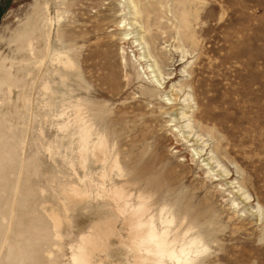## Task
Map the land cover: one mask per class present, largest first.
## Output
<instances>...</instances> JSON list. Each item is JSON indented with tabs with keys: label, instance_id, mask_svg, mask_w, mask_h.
Instances as JSON below:
<instances>
[{
	"label": "rangeland",
	"instance_id": "1",
	"mask_svg": "<svg viewBox=\"0 0 264 264\" xmlns=\"http://www.w3.org/2000/svg\"><path fill=\"white\" fill-rule=\"evenodd\" d=\"M133 1L0 0V264H264V0Z\"/></svg>",
	"mask_w": 264,
	"mask_h": 264
},
{
	"label": "bare ground",
	"instance_id": "2",
	"mask_svg": "<svg viewBox=\"0 0 264 264\" xmlns=\"http://www.w3.org/2000/svg\"><path fill=\"white\" fill-rule=\"evenodd\" d=\"M133 2V3H132ZM129 4L131 5L132 10L136 11V5L133 0H128ZM131 11V10H130ZM123 22V21H122ZM128 29H130L128 27ZM128 33H125L124 35H127ZM124 40V39H123ZM139 44V43H138ZM64 59V58H63ZM66 62L63 63L66 66L70 65V61L67 59ZM62 62V61H61ZM152 65H147L146 68L154 67L155 61H152ZM59 64V63H58ZM62 64V63H61ZM64 66V65H63ZM65 66V68H66ZM69 68V67H67ZM155 69V67H154ZM150 72V71H149ZM151 70L150 73H152L150 84L155 89L159 88L163 82H161L164 78L162 77V74L156 70L155 73ZM170 75L172 73H169ZM164 74V75H169ZM168 77V76H167ZM174 78H168L167 83ZM179 91V90H178ZM177 93H170V96H167L164 101L166 102V105H171L172 103H168L167 101H173L174 104L171 105L176 106L175 103L177 101V96H175ZM166 94H163L162 97H165ZM177 97V98H174ZM179 99V98H178ZM182 102H186V104H182V107L177 108L175 110V113L173 116H178V118H188L190 115V107L188 106L189 99L185 98L182 100ZM190 105V104H189ZM171 113V112H170ZM172 115V114H171ZM175 118V117H174ZM173 120V119H172ZM189 120V119H188ZM84 134V133H83ZM81 134V146H80V152L86 151V135ZM98 151V160L101 159V154L103 152L102 149V142H98V146L96 148ZM113 167V166H112ZM239 190L242 189L238 186ZM237 189V188H236ZM239 192V191H238ZM241 195V194H240ZM242 195L244 196L245 200L249 199L248 196L243 192ZM233 202V201H232ZM237 206V205H236ZM259 210V207H257ZM260 211V210H259ZM149 213L145 208H133L131 213L128 215V217L124 220L129 225H134V236H133V242L135 245V257L134 264H194L196 254L197 252L192 249V245L194 244L195 240L191 239L187 242H184V244L176 246L174 244L175 241H167L168 232L167 229L164 228V226L169 225L172 222V219L167 220L164 219L162 216H160V223L162 227L164 228L161 232H159L156 228V225L153 223V217H150L148 215ZM132 227V226H131ZM133 228V227H132ZM130 231V230H129ZM131 233V232H129ZM132 235V234H131ZM89 247H83L80 248L82 251L81 259L77 264H91V255ZM134 251V250H133Z\"/></svg>",
	"mask_w": 264,
	"mask_h": 264
}]
</instances>
